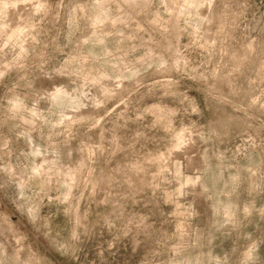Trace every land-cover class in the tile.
Listing matches in <instances>:
<instances>
[{"label":"rangeland","instance_id":"1","mask_svg":"<svg viewBox=\"0 0 264 264\" xmlns=\"http://www.w3.org/2000/svg\"><path fill=\"white\" fill-rule=\"evenodd\" d=\"M0 264H264V0H0Z\"/></svg>","mask_w":264,"mask_h":264}]
</instances>
